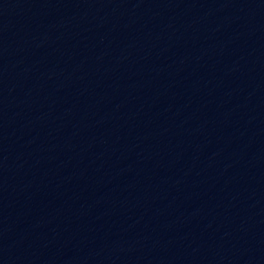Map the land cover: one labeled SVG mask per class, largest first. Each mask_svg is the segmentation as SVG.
<instances>
[{"label": "water", "instance_id": "95a60500", "mask_svg": "<svg viewBox=\"0 0 264 264\" xmlns=\"http://www.w3.org/2000/svg\"><path fill=\"white\" fill-rule=\"evenodd\" d=\"M0 264H264V0H0Z\"/></svg>", "mask_w": 264, "mask_h": 264}]
</instances>
